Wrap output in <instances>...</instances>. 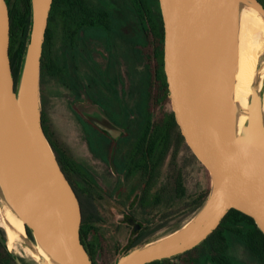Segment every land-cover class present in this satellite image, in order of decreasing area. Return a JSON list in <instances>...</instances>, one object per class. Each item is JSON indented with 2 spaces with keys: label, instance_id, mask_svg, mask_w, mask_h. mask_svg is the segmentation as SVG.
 Instances as JSON below:
<instances>
[{
  "label": "water",
  "instance_id": "95a60500",
  "mask_svg": "<svg viewBox=\"0 0 264 264\" xmlns=\"http://www.w3.org/2000/svg\"><path fill=\"white\" fill-rule=\"evenodd\" d=\"M29 1V37L15 83L8 7L0 0V217L35 263L92 264L80 239L78 198L41 125L40 57L52 0ZM157 3L167 104L209 189L183 224L130 247L114 264H149L191 250L231 209L250 217L264 236V51L248 87L238 76L242 15L253 14L264 28V8L258 0Z\"/></svg>",
  "mask_w": 264,
  "mask_h": 264
},
{
  "label": "flooded vegetation",
  "instance_id": "af4514ba",
  "mask_svg": "<svg viewBox=\"0 0 264 264\" xmlns=\"http://www.w3.org/2000/svg\"><path fill=\"white\" fill-rule=\"evenodd\" d=\"M258 1L264 8V0ZM95 8L103 10L110 16L96 19ZM53 13L52 17L48 16L41 49L39 92L41 85L43 88V85L55 81L60 88L71 95V110L82 132L88 152L100 161L106 172L114 178L112 189L103 193L99 185L100 179L94 173L80 172L79 165L72 159L76 169L64 167L63 170L78 198L80 211L86 217L96 215L101 218L97 202L103 199L109 200L111 206L119 209L120 220L129 228V236L124 245L116 251L113 257L115 262L129 240L141 232H146L145 226L137 221L131 208L143 199L149 186L155 182L159 165L169 149L171 137L175 135L179 141L180 138L176 128L174 130L168 127L159 130V125L166 124L169 118L157 120L153 118L151 112V106L163 96H160L161 85L155 74L157 59L155 61L152 46L150 45L151 50L147 48L148 43L142 32L141 19L136 18L135 23L139 33L138 38L132 40V50L145 62L144 75L137 87L134 110L127 114L123 79L121 72L117 69L116 54H114L115 47L121 42L127 44L122 35L121 20L106 8L89 0H60ZM55 22H57V39H55L61 47V52L57 56H51ZM143 41L147 44L145 49L142 47ZM96 44L106 52L107 60L102 67L94 59ZM163 79L165 82L164 75ZM146 86L147 112L142 113L140 102L143 87ZM164 89L166 91V83ZM47 103V99L41 94L42 129L46 138L54 144L45 124ZM176 180L180 178L176 176L173 179L174 195L178 198ZM134 182L142 183V188L136 186ZM128 183L134 185L130 186L124 200L125 185ZM181 188L184 189L182 182ZM101 222L102 218L98 223ZM98 223L83 224L82 233H80L81 243L92 264H97L98 259L102 258L99 251L97 252L95 239H90L95 230L94 225ZM135 224H139L137 230H135ZM5 240V232L0 227V264H14L15 261L4 244ZM6 254L10 258H7ZM18 257L22 264H31L23 257Z\"/></svg>",
  "mask_w": 264,
  "mask_h": 264
},
{
  "label": "rangeland",
  "instance_id": "374dc122",
  "mask_svg": "<svg viewBox=\"0 0 264 264\" xmlns=\"http://www.w3.org/2000/svg\"><path fill=\"white\" fill-rule=\"evenodd\" d=\"M98 3L106 8L110 13L121 20L122 35L127 44L121 42L114 49L116 54L117 69L121 72L123 79V95L127 114L134 110L137 100V87L144 75V60L132 50L133 39L138 38V30L135 11L132 0H89ZM155 11V7H153ZM57 22L53 24L54 40L51 49V56H57L61 52V47L57 42ZM56 38V39H55ZM258 41L261 46L259 52L264 51V37L260 35ZM150 47H148V50ZM147 50V49H146ZM94 59L100 67L104 66L107 60L106 52L100 45L94 46ZM47 99L46 127L54 144L79 165L82 173H94L100 179L101 192H109L114 185V178L109 175L104 165L95 159L88 152L86 142L82 132L74 118L71 110V95L53 81L50 84L41 85L40 95ZM153 118L164 120L170 114L167 98L163 96L156 104L151 106ZM131 123V122H130ZM130 126H132L130 124ZM178 176L185 189V195L178 199L174 195L173 179ZM135 183V182H134ZM142 188V183H135ZM125 185V198L130 186ZM209 182L205 174L189 158L183 149L181 140L175 135L171 137L169 149L159 165L155 182L149 186L143 199L131 208V212L139 223L148 232L147 238L158 237L168 231L183 224L193 213L191 208L186 207V203L200 193L208 192ZM98 210L102 222L94 225L93 235L90 239H95L97 252L102 255L97 264H114L113 257L116 251L121 248L129 236V228L120 220L119 209L111 206L109 200L103 199L97 202ZM146 238V239H147ZM15 253L25 259L26 262L37 264L16 245ZM227 254L232 264H261L250 257L242 245L235 241L232 236L227 238Z\"/></svg>",
  "mask_w": 264,
  "mask_h": 264
},
{
  "label": "trees",
  "instance_id": "16d2710c",
  "mask_svg": "<svg viewBox=\"0 0 264 264\" xmlns=\"http://www.w3.org/2000/svg\"><path fill=\"white\" fill-rule=\"evenodd\" d=\"M59 1L60 0H52L50 7L51 11L49 14L50 17L53 16V12L57 8ZM5 2L8 7L9 16L8 57L16 83L29 37L31 20L30 1L5 0ZM132 6L138 18L141 19L142 32L145 40L147 39L146 42L148 43V47H150L151 50L152 46L155 61L157 59L158 64L156 63L155 74L160 81V90L163 93L162 94L160 91V96L166 97L167 93L164 89L165 82L161 68L163 29L157 0H132ZM153 7H155V11ZM94 10V17L96 19L110 16L99 8H95ZM110 23H112V21ZM146 42H142V47L144 49L147 45ZM147 103L148 91L146 86L143 87L140 102V111L142 113L147 112ZM168 118L169 121L166 124L163 123L162 125H159V130L168 127L175 130L174 120L171 114L168 115ZM49 143L55 153L56 159L62 171L64 170V167L66 169H76L75 164L68 155H66L50 141ZM176 187V192L178 193L177 197L180 198L184 195V189L181 188L180 180H176ZM206 194L207 192L198 194L189 202V204H187L189 208H191V211H195L202 204ZM100 221L101 218L96 215L86 217L82 214L80 233H82L83 224L89 225V222L98 223ZM87 228H90V226H87ZM228 235L232 236L236 242L242 245L250 257L254 258L259 263L264 264V236L255 226L250 217L234 209L229 210L222 218L217 228L196 247L177 256L160 261H154L149 264H232V261L227 254ZM147 236L148 232H141L137 236L133 237V239L129 240L125 244L121 254L127 252L130 247L145 240ZM6 257L10 258L7 254Z\"/></svg>",
  "mask_w": 264,
  "mask_h": 264
},
{
  "label": "bare ground",
  "instance_id": "6f19581e",
  "mask_svg": "<svg viewBox=\"0 0 264 264\" xmlns=\"http://www.w3.org/2000/svg\"><path fill=\"white\" fill-rule=\"evenodd\" d=\"M264 28L259 22L258 18L253 14L246 12L241 19V33H240V69L239 82L241 87H248L253 80L254 69L260 56V42L258 37L263 36ZM16 230L20 231L19 225L13 222ZM0 227L4 230L6 235L7 247L15 252V237L10 235L6 230L3 221L0 217Z\"/></svg>",
  "mask_w": 264,
  "mask_h": 264
}]
</instances>
